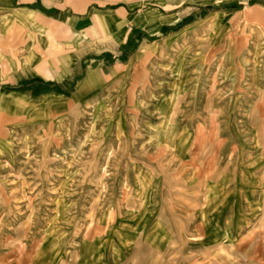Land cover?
<instances>
[{
  "label": "rangeland",
  "instance_id": "rangeland-1",
  "mask_svg": "<svg viewBox=\"0 0 264 264\" xmlns=\"http://www.w3.org/2000/svg\"><path fill=\"white\" fill-rule=\"evenodd\" d=\"M29 1L17 6L92 2L152 22L173 12L184 30L160 48L166 58L107 65L93 74L105 89L74 102L93 63L74 74L67 62L69 80L29 93L17 77L25 59H0V84L32 98L16 115L0 111V264H264V10L253 20L231 0ZM216 13L220 37H201L196 26L215 27ZM3 34L18 56L24 33ZM56 60L52 76L65 72ZM245 224L230 242L229 225Z\"/></svg>",
  "mask_w": 264,
  "mask_h": 264
},
{
  "label": "crops",
  "instance_id": "crops-1",
  "mask_svg": "<svg viewBox=\"0 0 264 264\" xmlns=\"http://www.w3.org/2000/svg\"><path fill=\"white\" fill-rule=\"evenodd\" d=\"M29 2L34 3L36 0ZM250 3L253 5L248 3L249 6L246 9H255L250 12L254 17L256 16L253 20L261 19L258 16L263 12L260 13V10H264V0H253ZM18 4L19 0L16 2L13 0L10 3L0 0V59H25L23 65L16 63L20 69V76L17 77L29 80V83L32 84L28 89L29 93L41 87V82L45 80H69L71 75L68 76L64 69L67 62L74 63L72 71L74 74L80 72L82 62L83 64L93 63L92 67L85 66L87 69L82 77L83 82L71 93V97L68 99L70 102L82 100L94 93H101L105 89L102 82H106L107 79L99 83L94 80L93 74L102 77L103 70L108 67L109 74H112L121 62L127 66L135 59L166 58V54H163L166 50L164 47L166 40L177 34L179 28L183 26L181 23H177L178 19L172 18L173 12L164 17L155 14L154 22H152L151 19H147L146 13L140 14L139 11H129L124 8L100 9L92 2L84 3V5L78 2V4L65 7L42 3L45 8L49 9L46 13L35 7H20L17 6ZM225 19L224 15L216 13L212 21L215 27L202 23L196 28H200L201 37H205V32L209 35L211 30L217 31L218 37H220L221 30L226 26ZM227 22L232 24L230 17ZM170 26L174 27L170 28ZM188 26L195 27L191 24ZM212 27L213 29H211ZM16 29L24 33L22 42H18L16 46L21 49L18 56H15V50L12 49V37L8 40L3 39L4 31L11 33ZM183 30L181 29L179 32ZM159 32L163 33L162 39L156 36ZM204 40L203 38L202 55L204 49L210 46V38ZM173 45L175 44L173 43ZM173 45L170 46V50L174 47ZM161 47H164L165 50L161 51ZM198 58L199 56L196 55L195 59ZM49 59H57L58 73L61 71V67L65 72L62 75L52 76ZM107 65L109 66L107 67ZM17 77L15 75V78ZM7 86L0 84V90L3 87L6 90ZM45 89L48 90V88ZM4 94L0 99V111L3 115H16L14 113L22 109L24 105L21 104H25L26 99L32 100L29 94H21L14 90H6ZM49 95L51 94L46 91L38 96L42 97L44 102H48ZM56 96L58 99L54 98L55 103L58 107H63L65 103L63 100L66 97L60 93ZM34 99L37 100L38 97ZM39 101L37 100L35 105H38ZM27 108L29 107L25 105V109ZM259 225V227L264 226V223ZM249 227L251 224L229 225L230 242L242 240ZM218 233L220 234V231ZM208 237L210 238V235Z\"/></svg>",
  "mask_w": 264,
  "mask_h": 264
},
{
  "label": "built area",
  "instance_id": "built-area-1",
  "mask_svg": "<svg viewBox=\"0 0 264 264\" xmlns=\"http://www.w3.org/2000/svg\"><path fill=\"white\" fill-rule=\"evenodd\" d=\"M231 1L238 2L239 4L242 3L248 5V3L252 2L253 0H231Z\"/></svg>",
  "mask_w": 264,
  "mask_h": 264
},
{
  "label": "bare ground",
  "instance_id": "bare-ground-1",
  "mask_svg": "<svg viewBox=\"0 0 264 264\" xmlns=\"http://www.w3.org/2000/svg\"><path fill=\"white\" fill-rule=\"evenodd\" d=\"M226 1H230V0H226ZM252 16H254V15H252ZM256 17V16H255ZM258 17H260V15L258 16ZM261 18V17H260ZM105 28V27H104ZM107 29V28H106ZM86 82V81H85ZM88 84V83H87ZM83 88V87H82ZM92 90V89H91ZM80 91V90H79ZM94 93V92H93ZM81 94H84V93H81ZM5 95V94H4ZM1 96V95H0ZM15 97V96H14ZM8 99V98H7ZM13 100V99H12ZM15 100V99H14Z\"/></svg>",
  "mask_w": 264,
  "mask_h": 264
}]
</instances>
